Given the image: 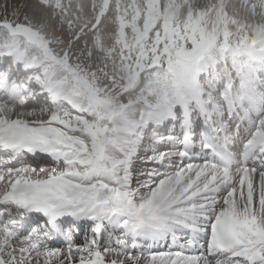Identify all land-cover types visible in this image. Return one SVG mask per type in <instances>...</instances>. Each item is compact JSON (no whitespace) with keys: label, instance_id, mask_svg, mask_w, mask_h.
I'll return each mask as SVG.
<instances>
[{"label":"snow or ice","instance_id":"6c2138e0","mask_svg":"<svg viewBox=\"0 0 264 264\" xmlns=\"http://www.w3.org/2000/svg\"><path fill=\"white\" fill-rule=\"evenodd\" d=\"M0 264H264V0L6 4Z\"/></svg>","mask_w":264,"mask_h":264},{"label":"rangeland","instance_id":"374dc122","mask_svg":"<svg viewBox=\"0 0 264 264\" xmlns=\"http://www.w3.org/2000/svg\"><path fill=\"white\" fill-rule=\"evenodd\" d=\"M76 1L80 2V0H72V2H76ZM32 3H34V0H0V14H3L4 6L6 4L11 6V5H31ZM10 11H11V8H9V12ZM21 11L22 12L23 11H29L30 12V9L24 8Z\"/></svg>","mask_w":264,"mask_h":264},{"label":"bare ground","instance_id":"6f19581e","mask_svg":"<svg viewBox=\"0 0 264 264\" xmlns=\"http://www.w3.org/2000/svg\"><path fill=\"white\" fill-rule=\"evenodd\" d=\"M77 2V1H76ZM76 2H73V3H76ZM80 2L82 3H86V4H90L91 0H80ZM90 11V10H89Z\"/></svg>","mask_w":264,"mask_h":264}]
</instances>
